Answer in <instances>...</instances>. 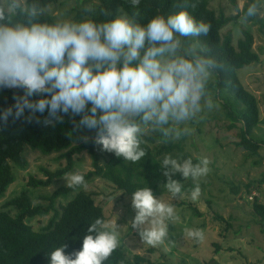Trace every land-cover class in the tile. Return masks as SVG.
Segmentation results:
<instances>
[{"label":"clouds","instance_id":"9594fccd","mask_svg":"<svg viewBox=\"0 0 264 264\" xmlns=\"http://www.w3.org/2000/svg\"><path fill=\"white\" fill-rule=\"evenodd\" d=\"M130 3L136 9L140 0ZM183 4L141 22L138 11L98 19L86 7L89 14L80 18H54L41 0H5L0 4V90L22 92L13 91V103L0 109V124L9 117L30 122L47 109L44 123L53 125L70 112L80 116L75 127L94 131L92 139L102 150L132 162L145 155V132L172 139L186 133L181 126L219 107L209 85L222 65L199 39L210 25L188 11L195 6L191 0ZM257 11L254 0L242 10L241 22ZM160 168L169 177L165 187L172 197L180 196L182 185L171 174L187 179L208 171L206 160L169 155ZM66 179L68 187L84 182L78 173ZM199 191L198 186L192 191L193 199ZM131 206L130 227L148 245L162 243L176 218L173 206L155 198L149 187L131 192ZM87 233L80 250L66 254L65 245L56 247L47 254L48 264H103L120 245L116 223L96 218ZM187 235L204 238L198 229Z\"/></svg>","mask_w":264,"mask_h":264},{"label":"rangeland","instance_id":"374dc122","mask_svg":"<svg viewBox=\"0 0 264 264\" xmlns=\"http://www.w3.org/2000/svg\"><path fill=\"white\" fill-rule=\"evenodd\" d=\"M209 7L216 13L222 11L227 16L233 17L220 33L231 34L232 45L236 46L237 40L242 37V30H250L254 37L253 50L259 54L260 61L245 65L237 70V75L243 86L258 100L260 118L264 120V37L260 32V19H264V0H259L257 14L252 21L241 22V11L247 0H208ZM5 0H0L3 4ZM95 0H59L58 3L49 5L50 14L55 18L70 16L75 18V8L81 9L83 5L89 8ZM90 9H94L92 6ZM125 14L120 12L119 15ZM210 81V92L219 101V107L211 111L205 110L193 121L181 126L188 131L182 132L177 138H165L159 132L147 131L142 140L154 150L179 144L182 152L190 154L192 158L207 161L208 171L201 176L186 181L185 191L172 197L167 189L160 192L155 198L174 208L176 218L168 225L166 239L157 245H148L143 242L137 230L130 227L135 215L131 206V198L116 189L109 181L95 177L85 181L81 190L90 193L96 204L102 207L106 222L116 223L120 233V248L125 259L134 264L135 256L146 260L140 264H264V217L261 218L255 211L254 202L264 207V122L260 123L252 132V136L263 145L256 154L236 146L238 129L229 130L228 121L222 109L223 102H234V97L225 90L218 91ZM235 106V105H233ZM147 138H149L147 140ZM171 141V143L169 142ZM100 163L107 160V151L97 148ZM23 153L28 161L25 169L13 166L15 180L0 194V210H8L11 215H16L15 207H5L6 201L18 196L22 191L30 197L33 205L46 207L49 196L57 187L68 185L66 177L72 173L87 172L92 170L90 155L84 151L75 156L74 169L62 179L53 182L48 187L32 188L27 184L28 177L46 179L43 168L56 170L64 167L66 161L58 158V153L45 154L39 149L25 146ZM165 155L180 158V153L175 147L168 151L163 149L158 155L160 160ZM199 187L196 199L191 196L192 191ZM76 192H70L66 198L59 197L54 203V208L59 212L60 205L66 204ZM190 204V205H189ZM195 206L199 214H195ZM216 212L230 223V227L221 233V221L213 219L212 213ZM53 210L46 215H38L28 221L36 230L47 225ZM28 220V219H27ZM223 223V222H222ZM200 230L202 240L189 237L188 230ZM215 244L219 246L215 251Z\"/></svg>","mask_w":264,"mask_h":264},{"label":"trees","instance_id":"16d2710c","mask_svg":"<svg viewBox=\"0 0 264 264\" xmlns=\"http://www.w3.org/2000/svg\"><path fill=\"white\" fill-rule=\"evenodd\" d=\"M97 3L91 4L94 9L90 13L98 19L118 16L122 11L131 15L133 11H138L141 22H146L153 15L170 14L183 7V0H140L136 9H133L130 0H95ZM236 3L235 0H231ZM31 2V0H29ZM48 6L58 3L59 0H41ZM254 0H247L242 10H245L249 3ZM257 5L259 0H256ZM194 7H189L190 11L197 19L203 20L210 25V30L206 37H201L217 57L222 65L214 74L215 82L211 84L218 91L225 90L234 97V102H223L222 109L229 130L238 129V141L236 146L247 150L251 154H256L263 145L253 136V130L264 120L260 118L258 100L248 91L238 78L237 70L245 65L258 63L259 54L253 50L254 37L250 30L243 29L242 37L237 40L236 46L232 45L230 33L221 35V29L233 19L220 11L216 13L209 7L208 0H191ZM89 8L83 5L81 9L75 8V18L87 15L84 9ZM90 7V8H91ZM55 18V17H54ZM254 18H248L252 21ZM260 32L264 37V19H260ZM13 91L19 93L22 90H0V109L12 104ZM33 96L30 99H37ZM235 105V106H233ZM30 110L25 109L27 115ZM47 118V109L44 113L36 112L34 118L29 122L24 118L13 120L8 118L6 123L0 124V194H3L8 186L15 180L13 166L25 169L28 161L23 153L25 146L39 149L45 154L58 153L59 159H64L66 164L56 170L43 168L47 175L46 179H38L33 176L28 177L27 184L32 188L48 187L53 182L65 177L74 169L75 156L86 151L91 158L92 170L85 173L78 172L84 178V182L95 177H101L111 182L116 189L122 191L131 198V192L139 188L149 187L154 197L165 190V183L168 178L164 175V170L160 168V158L158 155L163 149L168 151L177 147L181 159L191 158L194 163L197 159L190 154L182 152L179 144L168 145L167 147L154 150L148 143L142 140L141 147L145 155L136 162L125 160L122 156H116L108 152L107 160L104 164L100 163V145L94 143V131L75 127L80 116H71V113L63 114V121L47 125L44 123ZM87 137V139H85ZM149 138H147L148 140ZM102 149V148H101ZM171 178L177 180L182 185L181 194L187 186L186 181L192 177L183 178L179 173L171 174ZM83 182V183H84ZM82 184L68 187L61 185L57 187L49 196H45L48 205H33L30 197L22 191L18 196L9 199L5 207H15L16 215H11L8 210H0V264H48L47 254L56 247L65 245V253L72 254L82 247V239L88 234L87 228L96 218L106 220L101 206L95 203L92 195L81 190ZM70 192L76 194L69 199L66 204L60 205V212L54 208L57 198H66ZM180 194V195H181ZM179 196V195H178ZM190 205V204H189ZM257 214L264 217V207L254 202ZM195 214H199L195 206H192ZM53 210L54 214L43 228L36 230L28 223L30 219L38 215H46ZM213 219L220 223L221 235L231 225L221 215L212 213ZM28 219V220H27ZM223 222V223H222ZM261 231L264 232L262 228ZM219 246L215 244V251L218 252ZM146 259L135 256V263L140 264ZM151 264L150 261H148ZM103 264H131L125 259L124 253L118 246ZM207 264V263H206Z\"/></svg>","mask_w":264,"mask_h":264}]
</instances>
